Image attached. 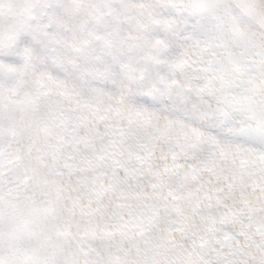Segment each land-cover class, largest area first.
Here are the masks:
<instances>
[{"label":"snow or ice","instance_id":"obj_1","mask_svg":"<svg viewBox=\"0 0 264 264\" xmlns=\"http://www.w3.org/2000/svg\"><path fill=\"white\" fill-rule=\"evenodd\" d=\"M0 264H264V0H0Z\"/></svg>","mask_w":264,"mask_h":264}]
</instances>
